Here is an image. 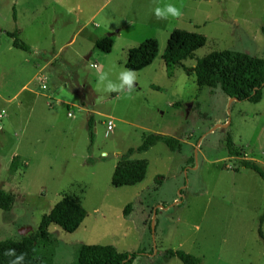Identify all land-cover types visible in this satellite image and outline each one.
I'll use <instances>...</instances> for the list:
<instances>
[{"label":"rangeland","instance_id":"obj_1","mask_svg":"<svg viewBox=\"0 0 264 264\" xmlns=\"http://www.w3.org/2000/svg\"><path fill=\"white\" fill-rule=\"evenodd\" d=\"M168 4L181 14L157 19L154 10ZM176 29L207 38L185 68L223 50L264 59V0H0V190L15 198L10 212L0 209V242L19 241L21 228L34 234L71 195L87 217L74 233L49 226L59 242L53 264H71L82 244L145 250L134 264L168 251L202 264H264V182L235 171L225 145L231 135L243 159L264 169V90L260 103L235 102L182 67L168 77L162 56ZM15 31L33 51L13 47L6 32ZM110 33L112 52L96 50ZM147 39L160 47L152 66L134 72L131 90L106 92L98 76L119 84L129 50ZM154 134L179 139L181 152L159 142L129 153ZM123 158L148 161L142 183L112 185Z\"/></svg>","mask_w":264,"mask_h":264},{"label":"trees","instance_id":"obj_2","mask_svg":"<svg viewBox=\"0 0 264 264\" xmlns=\"http://www.w3.org/2000/svg\"><path fill=\"white\" fill-rule=\"evenodd\" d=\"M13 40L15 49L31 52L33 49L22 41L19 32H6ZM207 38L199 33L176 29L172 32L164 54L162 56L168 77H172L175 69L184 68L187 72L196 75L200 88L208 87L212 90L220 88L229 98L238 102L260 103L264 90V59L250 56L246 53L232 50L215 51L198 59L194 68H185L183 62L195 59L197 50L204 47ZM114 41L110 37L98 39L94 48L106 54L113 50ZM159 42L156 39H147L139 46L128 52L125 64L127 70L141 72L154 63L159 56ZM94 120H89L92 127ZM164 143L172 152H181L183 143L174 137L154 134L147 137L142 145L136 149H130L129 153H145L157 143ZM226 149L230 157L236 159V170L246 169L255 172L264 182V169L253 160L243 159L239 147L235 144L231 135L226 138ZM148 161L142 159H121L112 176L114 187L136 186L142 183L147 175ZM15 198L12 194L0 190V209L10 212ZM132 212V204L124 210V216L128 217ZM87 212L75 196H64L55 207L46 214L35 230L34 234L22 236L19 241L0 242V264H8L14 257L5 256L8 249H14L16 255L24 254L21 264H53L56 249L59 242L49 232V226L55 224L67 233L76 232L85 218ZM264 212L260 217L259 236L264 243L262 224ZM148 256L145 250L138 252H119L111 245H79L71 264H134L139 257ZM177 258L182 264H202V259L184 251H168L163 258L155 264H165L171 259Z\"/></svg>","mask_w":264,"mask_h":264},{"label":"clouds","instance_id":"obj_3","mask_svg":"<svg viewBox=\"0 0 264 264\" xmlns=\"http://www.w3.org/2000/svg\"><path fill=\"white\" fill-rule=\"evenodd\" d=\"M180 10L172 4L166 6V11H161L160 8L154 10V15L157 19H167L168 16L178 17L180 15ZM98 79L104 84V90L106 92H119L124 89L131 90L133 88L136 76L132 70L121 71L118 75L119 84L113 83L111 80L107 79V74H100ZM5 256L14 257V259L9 260L8 264H21L24 260V254L16 255L14 249H8L4 253Z\"/></svg>","mask_w":264,"mask_h":264},{"label":"crops","instance_id":"obj_4","mask_svg":"<svg viewBox=\"0 0 264 264\" xmlns=\"http://www.w3.org/2000/svg\"><path fill=\"white\" fill-rule=\"evenodd\" d=\"M119 33H120V31H119ZM31 47V46H30ZM32 48V47H31ZM42 51V50H41ZM57 55H55L54 56V58L56 57ZM152 66V65H151ZM29 84V83H28ZM28 84L24 87V88H28ZM47 84V83H46ZM46 84L45 85H43L41 88L43 89V90H47L46 88L44 89V87H46ZM51 93L50 95H48V94H45L44 93V95H43V97H45V99H47L48 100V102L52 105V103H51V101H52V99H54L53 98V96H54V93H52V91L51 90H47V93ZM37 95V97H40L39 96V94L37 93L36 94ZM49 103L47 104V106L49 105ZM61 104V101L60 102H57V104L56 105H60ZM49 107H52V106H49ZM0 128H1V125H0ZM243 169H240L239 171L241 172Z\"/></svg>","mask_w":264,"mask_h":264},{"label":"built area","instance_id":"obj_5","mask_svg":"<svg viewBox=\"0 0 264 264\" xmlns=\"http://www.w3.org/2000/svg\"><path fill=\"white\" fill-rule=\"evenodd\" d=\"M72 114H69L71 116ZM106 122V128H107V135H109L113 130H114V124H113V119L112 118H107Z\"/></svg>","mask_w":264,"mask_h":264},{"label":"water","instance_id":"obj_6","mask_svg":"<svg viewBox=\"0 0 264 264\" xmlns=\"http://www.w3.org/2000/svg\"><path fill=\"white\" fill-rule=\"evenodd\" d=\"M115 34L114 33H110L108 34V37H113ZM232 101L238 102L236 99H231ZM31 228H21L20 229V234H22L23 236H26L27 233L29 232Z\"/></svg>","mask_w":264,"mask_h":264}]
</instances>
